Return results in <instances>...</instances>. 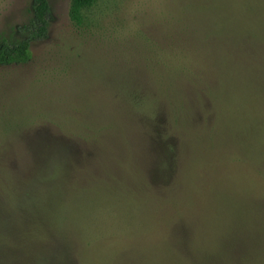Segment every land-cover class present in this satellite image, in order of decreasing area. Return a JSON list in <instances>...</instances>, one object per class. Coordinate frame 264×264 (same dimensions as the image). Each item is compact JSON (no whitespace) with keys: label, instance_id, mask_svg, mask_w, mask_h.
I'll return each instance as SVG.
<instances>
[{"label":"rangeland","instance_id":"1","mask_svg":"<svg viewBox=\"0 0 264 264\" xmlns=\"http://www.w3.org/2000/svg\"><path fill=\"white\" fill-rule=\"evenodd\" d=\"M48 1L0 65V264H264V0Z\"/></svg>","mask_w":264,"mask_h":264},{"label":"trees","instance_id":"2","mask_svg":"<svg viewBox=\"0 0 264 264\" xmlns=\"http://www.w3.org/2000/svg\"><path fill=\"white\" fill-rule=\"evenodd\" d=\"M96 0H70L69 17L77 25L83 23V10ZM31 17L22 29L24 37L4 38L0 41V65L25 63L31 58V43L47 38L51 9L48 0H31ZM4 234V231H1Z\"/></svg>","mask_w":264,"mask_h":264}]
</instances>
